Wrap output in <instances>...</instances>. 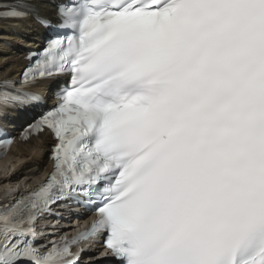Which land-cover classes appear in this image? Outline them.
<instances>
[{"label": "snow or ice", "instance_id": "snow-or-ice-1", "mask_svg": "<svg viewBox=\"0 0 264 264\" xmlns=\"http://www.w3.org/2000/svg\"><path fill=\"white\" fill-rule=\"evenodd\" d=\"M5 19L54 35L0 78V118L40 109L25 138L55 143L0 202V264H79L95 236L117 264H264V0H0ZM61 75L54 105L31 91ZM61 202L97 218L41 242Z\"/></svg>", "mask_w": 264, "mask_h": 264}, {"label": "bare ground", "instance_id": "bare-ground-1", "mask_svg": "<svg viewBox=\"0 0 264 264\" xmlns=\"http://www.w3.org/2000/svg\"><path fill=\"white\" fill-rule=\"evenodd\" d=\"M21 31L28 37V42H20V45L25 48L32 46L35 42L42 39L43 30L37 26L32 20L22 22L20 25ZM9 28L7 25H0V78H6L16 73L25 66L22 61V55L16 50H11L1 46V40H14L8 36ZM44 88H42L43 90ZM45 92V91H44ZM30 119L26 115L16 116L15 123H27ZM15 127H11L13 130ZM49 135L43 134L40 138H33L25 144L14 146L10 156L1 163L0 174L3 178L0 179V187L2 184L10 185L12 188L21 189L23 186L31 185L36 178L45 170L48 164L47 156L50 151Z\"/></svg>", "mask_w": 264, "mask_h": 264}]
</instances>
